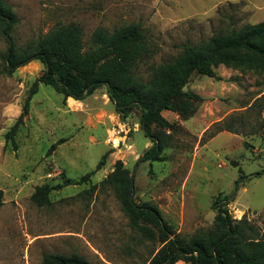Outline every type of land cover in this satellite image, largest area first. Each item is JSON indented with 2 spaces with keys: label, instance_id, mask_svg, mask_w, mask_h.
<instances>
[{
  "label": "rangeland",
  "instance_id": "374dc122",
  "mask_svg": "<svg viewBox=\"0 0 264 264\" xmlns=\"http://www.w3.org/2000/svg\"><path fill=\"white\" fill-rule=\"evenodd\" d=\"M7 3L17 17L11 35L19 47L58 25L77 24L88 49L98 29L113 33L140 24L148 56L136 71L145 80L150 66L175 60L185 45L264 21V0ZM7 49L0 27V264H43L45 254H78L91 264H149L160 244L130 226L116 192L104 183L117 161L134 176V201L154 203L173 237L189 242L211 229L213 201L224 195L232 198L233 218L245 217L264 238V72L222 65L215 70L221 80L194 74L185 88L201 97L193 113L188 118L163 113L172 125L165 130V160L138 163L153 145L140 128V112L117 114L104 86L75 100L40 84L29 113L11 135L45 67L32 61L8 74ZM104 155L89 181L75 184ZM44 185L62 187L40 207L31 197Z\"/></svg>",
  "mask_w": 264,
  "mask_h": 264
},
{
  "label": "trees",
  "instance_id": "16d2710c",
  "mask_svg": "<svg viewBox=\"0 0 264 264\" xmlns=\"http://www.w3.org/2000/svg\"><path fill=\"white\" fill-rule=\"evenodd\" d=\"M16 22L17 17L7 0H0V27L8 41L3 57L5 71L11 74L32 61H40L45 70L29 90L10 134L14 135L23 123L40 84L51 86L64 99L75 100H84L97 87L104 86L117 114L125 117L135 109L140 112V128L153 145L144 151L138 163L165 160V130L171 129L172 125L163 112L178 113L183 118L193 113V104L201 101V97L185 91V88L194 74L221 80L215 70L222 65L243 71L264 72V21L231 28L197 45H185L175 60L150 66L146 80L136 71L138 63L148 56L146 36L138 23L113 33L98 29L92 34L91 45L86 49L82 29L77 24L58 25L46 35L19 47L11 35ZM57 144L50 147L48 154ZM105 158L106 155L102 156L96 169L75 184L89 181ZM104 183L116 192L130 226L148 240L160 244L149 264H174L178 261L186 264H264V238L245 217L239 221L233 218L228 207L232 201L230 196L218 195L215 198L212 204L216 212L214 226L187 242L173 237L171 225L154 203L139 204L131 200L135 188L134 176L122 161H117L114 171ZM239 184L241 182L237 180L235 191ZM61 187H37L31 199L37 206H47L50 204V193ZM2 204L3 191L0 190ZM43 264L91 263L78 254H45Z\"/></svg>",
  "mask_w": 264,
  "mask_h": 264
},
{
  "label": "crops",
  "instance_id": "0c3cea01",
  "mask_svg": "<svg viewBox=\"0 0 264 264\" xmlns=\"http://www.w3.org/2000/svg\"><path fill=\"white\" fill-rule=\"evenodd\" d=\"M169 111H164L163 113H168ZM174 264H186L185 262H183V261H178V262H176V263H174Z\"/></svg>",
  "mask_w": 264,
  "mask_h": 264
},
{
  "label": "water",
  "instance_id": "95a60500",
  "mask_svg": "<svg viewBox=\"0 0 264 264\" xmlns=\"http://www.w3.org/2000/svg\"><path fill=\"white\" fill-rule=\"evenodd\" d=\"M71 99H73V98H71ZM133 199H134V193L131 194V200H133Z\"/></svg>",
  "mask_w": 264,
  "mask_h": 264
}]
</instances>
